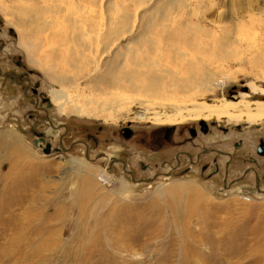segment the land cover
Segmentation results:
<instances>
[{
  "label": "rangeland",
  "instance_id": "1",
  "mask_svg": "<svg viewBox=\"0 0 264 264\" xmlns=\"http://www.w3.org/2000/svg\"><path fill=\"white\" fill-rule=\"evenodd\" d=\"M203 1L60 0L54 20L61 29L42 36L28 13L53 3L0 0V264H264V192L243 183L225 190L219 176L201 170L215 154L192 168L183 154L178 166L176 151L196 157L201 144L157 145V130L204 121L213 131L204 146L217 147L221 127L264 135V118L143 117L171 115L184 104L264 108V0ZM47 10L50 21L57 9ZM125 14L135 16V24L119 30L115 22ZM167 15L164 24L175 28L199 23L208 46L213 37L230 39L222 60L206 53L204 63L213 69L198 72L190 89L182 81L189 78L186 69L159 43L173 30L157 25ZM72 19L77 27L71 31ZM40 36L49 37L46 45ZM69 36L88 46L89 56L75 70L66 63L75 62L70 51L77 48L67 44ZM160 54L180 78H166L158 95L148 78H122L134 71L135 57L157 61ZM111 69L121 83L96 79H107ZM60 73L69 80L51 79ZM206 79L210 90L204 91ZM60 89L91 110L126 106L111 118V111L62 113L54 103ZM86 178L94 181L87 200Z\"/></svg>",
  "mask_w": 264,
  "mask_h": 264
},
{
  "label": "bare ground",
  "instance_id": "2",
  "mask_svg": "<svg viewBox=\"0 0 264 264\" xmlns=\"http://www.w3.org/2000/svg\"><path fill=\"white\" fill-rule=\"evenodd\" d=\"M16 1L19 4L22 2L26 3V2H30V1H34V0H16ZM42 2L45 5H50L51 3H53V4L50 7L49 6L48 7H39V4H37V6H34L33 10L31 11V15L28 13L29 11L27 10V13H28L29 19H30L29 22L31 24H33L34 19L36 18V22L39 25V27L37 28L39 35H42L46 32H49L50 35H54L57 33V30L61 29V26H60V28H58L59 27L58 25H60V24H57L54 20L56 18V15L61 13L60 7L58 5H56L58 2H60V0H54V1L42 0ZM186 3H187V1H186ZM1 8H3L2 9L3 14L6 16H9V13L6 11V10H8V8H6L5 6L1 7ZM47 8L48 9H52V8L57 9V12H54V15L52 14L50 21L46 20L44 17L45 14L49 13V12H46V11H49V10H47ZM182 10H184V9H182ZM27 13H24V14L26 15ZM11 16H13V15H11ZM182 16H183V14H182ZM167 17H169V16L168 15L162 16L161 19L163 21L161 23H157V25H159L161 27V30H163L165 27L167 29L170 27L173 30L170 31L169 34H167L166 38H164L162 41H159V43L164 44L166 46V48L170 49V51H173V56H171V57H173L174 60L176 61L175 62V63H177V64H175L176 66H180L178 64H181V66H183V68L186 69V71L189 75V78L187 77V79H182L183 83L185 84L184 88L186 89L189 87L188 83H191V82L196 80L195 75L199 74L198 72L202 73L205 70H208L206 72V74H208L209 71H211V69H213L208 64L204 63L205 62L204 56L207 55L206 53H208L210 59L214 58L215 59L214 61H217L219 59L222 60L226 56V54L224 52L225 43L227 45V43H228V41H230V39H228V41H226V39L224 37L214 38L213 36H211V37H213V43H212V46L211 45L208 46L206 43H204L205 39H203L201 37L202 36L201 33L205 32L206 30L203 29L199 25V23H196L193 25L192 24H186V27L184 29H182L180 27L175 28V27H172L173 24L171 26L164 24L165 20H167ZM128 21H132L133 24H135V21H136L135 16L131 17V16L125 14L124 16L121 17V20H118L117 22H115V24H116V26H120V28H119V30H120L122 26L127 25ZM19 24L20 25H26L27 23H26V21H20L18 23V25ZM76 24H77V21L72 19L69 29L72 31L75 27H77ZM109 30H111V26H110ZM111 31L113 32V30H111ZM114 32H116V31H114ZM108 36H109V34H108ZM39 38L41 40V43H43L44 45H46L48 43L47 42V40L49 38L48 36L46 38L40 36ZM69 43H72L74 46L75 45L77 46V48H74L72 51H70V52H72L71 56H74V58H75L74 59L75 62H72L73 60H70V59H68L67 60L68 62H66L67 65H70V67L72 66L71 69L72 68L74 69V68L79 67L80 62L81 63L84 62L87 59V57L89 56V54L87 53L88 46L86 45L84 40H82L81 37H78L77 39H75V38H73V36L72 37L69 36L68 40H67V44H69ZM74 43H77V44H74ZM161 44H159V45H161ZM30 47H32V46H30ZM107 47H109V46H107ZM111 48H109V50ZM158 48H159V46H158ZM181 48H183L185 50L182 51ZM30 50H32V49H30ZM188 50H189V52H188ZM137 51L138 50H134L133 53L137 54L136 53ZM166 51H169V50H166ZM60 52L63 53V48L60 49ZM108 52H110V51H108ZM196 52H198L200 56H197ZM193 54H194V56H193ZM157 58L159 60L156 61L150 57H148L146 59H142V60L137 59V57H135V59L132 61V64H131V66L134 67V71H130L131 73L126 74L125 76H123V77L121 76V77L123 79H125V81H131V82H135L136 79L148 78L149 82H150L151 92L153 91V92L157 93V95H158L161 87L163 86L162 83H164V80L166 78H171L172 80L174 78H176L178 80V78H180V77H179V72H175L170 67H166L165 64H163L164 63L163 61L165 60L164 55L160 54L159 57H157ZM207 58H208V56L205 59H207ZM161 62H162V64H161ZM88 63L90 64V62H88ZM94 63H96V62L94 61ZM94 67H95V65H94ZM142 70H144V71H142ZM111 71H112V75H110L107 79L103 80V79H101V77H96V79L100 80V81L108 82L111 84H116V85L120 81H123L120 78L119 74H118V76H115L114 70L111 69ZM51 79H53L59 83H63V82H66V80H69V78L65 75V73L57 74L54 77L51 76ZM189 89H190V87H189ZM201 89L204 91L210 90L209 89V83H208L207 79L203 80L201 82ZM54 94H55L54 103L58 106L59 111L62 113L67 112V113H75L78 115H88V116L98 117V115L103 113V112L105 114L106 112L108 113L111 111L109 114H107V117H106V118H111V117L117 115L118 113H120V111L124 110L125 106H126V104H125L124 108H123V107H119L120 106L119 104H116L112 108L104 109V110L102 109V110L97 111V110H91L90 108H87L86 105H79L78 101L73 100L72 97L69 95V92H67L65 89L57 90L54 92ZM166 97H170V96H166ZM147 115L148 114H146V116L143 115V117L145 119H147L149 121H153V122L175 121L178 118L183 119V118H187V117L196 118V119H205L208 117H217V118L222 117V118H227V119H231V118L242 119V118L246 117L247 119L251 120V118H253V117L264 118V110L252 109L247 105L240 106V105L233 104V103H213V104L201 103V104H184V105H182V108H180L178 111H176L175 113H173L171 115H165V114H160V113H152V114H149L148 116ZM83 182H84L83 190L86 189V187H87L88 188V191H87L88 194L85 196L84 195H82V196L85 197V199L87 200L89 198L87 196L91 195L93 192V189H94L93 182L94 181L86 178L85 180H83Z\"/></svg>",
  "mask_w": 264,
  "mask_h": 264
},
{
  "label": "flooded vegetation",
  "instance_id": "3",
  "mask_svg": "<svg viewBox=\"0 0 264 264\" xmlns=\"http://www.w3.org/2000/svg\"><path fill=\"white\" fill-rule=\"evenodd\" d=\"M248 106L252 109L264 110V108ZM219 130L217 147L204 146L203 141H206L207 137L213 134L209 125L204 121L199 127L183 130L171 127L157 130V145L159 148L166 146L175 149L184 146L197 148L201 144V153L196 157L190 153V150L176 151L174 160L178 166L181 164V155L183 154L187 156L191 168L202 160V157L215 154L212 160H203L201 170L203 172L210 171L212 177L219 176L225 190L243 183L245 187L254 188L257 192H264V135L245 131L240 126L233 130L227 127H221ZM125 131L128 136L131 135L129 130ZM185 131L189 132L186 137L184 136ZM154 139L156 141V138ZM178 166L174 164V167L171 168V174Z\"/></svg>",
  "mask_w": 264,
  "mask_h": 264
}]
</instances>
